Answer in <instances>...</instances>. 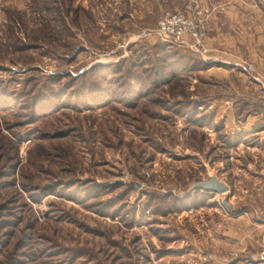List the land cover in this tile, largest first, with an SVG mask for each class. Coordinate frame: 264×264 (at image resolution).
Returning a JSON list of instances; mask_svg holds the SVG:
<instances>
[{
  "label": "rangeland",
  "instance_id": "374dc122",
  "mask_svg": "<svg viewBox=\"0 0 264 264\" xmlns=\"http://www.w3.org/2000/svg\"><path fill=\"white\" fill-rule=\"evenodd\" d=\"M187 2L0 0V264H221L264 248L211 245L227 210L222 195H244L231 212L246 225L264 224V178L254 174L264 163L248 166L253 153L245 147L259 132L241 122L226 132L215 102L233 96L243 121L264 115V100L240 91L247 84L251 96L261 91L256 68H235L237 92L225 79L211 90L207 67L172 71L176 48L195 51L149 31L162 13L188 10ZM145 67L169 81L135 82L132 92L118 75L101 79L106 71L145 80ZM86 70L104 97L72 98ZM208 112L211 121H199ZM210 174L229 190L191 189ZM257 191L262 196L243 201Z\"/></svg>",
  "mask_w": 264,
  "mask_h": 264
},
{
  "label": "crops",
  "instance_id": "0c3cea01",
  "mask_svg": "<svg viewBox=\"0 0 264 264\" xmlns=\"http://www.w3.org/2000/svg\"><path fill=\"white\" fill-rule=\"evenodd\" d=\"M205 2L216 6V9L212 11L208 20L207 35L204 41L207 47L206 57L211 62L207 66V69H205L206 75L214 76L216 79L214 82H209L211 90L219 88L217 80L225 79L229 86L237 92L238 89L233 84L231 75H234V72H236L235 68L240 69L239 67H242L246 70L244 67L245 63H250L257 70L254 82L260 86L261 91H256L257 93L251 96L253 91L251 92L252 86L249 84L243 87L244 91H240L246 96H249L247 92H250V97L253 99L256 96L264 100V3L260 0H203V3ZM234 100L233 96H231V98L219 99V101L215 102L217 106H221V109H217L216 115L223 118V124L225 123L227 126L225 130L229 134L239 131L240 127L245 130L254 131L256 134L259 132L257 135L259 141L245 144L246 151L253 153L252 158L247 159L248 166L250 164H256L257 166V162L259 161L260 163H264V115L254 111L247 113L243 121L237 119L234 113ZM239 122L242 123L240 127ZM251 123L253 124L251 125ZM248 124L251 126H246ZM225 147L231 151L240 148V145L228 144ZM239 158L235 157L236 160ZM259 168L257 166V170ZM260 170L254 171V174L259 173L264 178V166H261ZM262 194L259 191L255 194L250 192L243 198L245 199L243 201L257 199ZM220 197L223 198L224 195ZM227 197L230 207H227L226 212L222 213L221 223L223 225L219 229V239L212 236V234L210 235L211 245H219L223 249L249 248L248 250L264 246V224L260 225L256 223L257 226L244 224L245 220H242L243 216L241 214L231 212L232 210L235 211L236 205L242 204L241 201L235 202L238 200L237 198L240 200L242 197H236L235 192L230 195L227 194ZM249 205L251 206V203ZM252 221L253 219L250 221L251 224L255 223ZM220 263L264 264V261L251 260L248 257V252L244 251L238 257L225 258Z\"/></svg>",
  "mask_w": 264,
  "mask_h": 264
},
{
  "label": "built area",
  "instance_id": "2783aa9c",
  "mask_svg": "<svg viewBox=\"0 0 264 264\" xmlns=\"http://www.w3.org/2000/svg\"><path fill=\"white\" fill-rule=\"evenodd\" d=\"M264 3V0H260ZM185 11H166L159 16L156 26L151 33L156 38L168 40L193 51L203 54L207 47L204 44L208 19L214 10L212 5H202L198 0H188ZM246 70L252 73L255 68L250 63H246ZM253 261H264V248L250 251L249 256Z\"/></svg>",
  "mask_w": 264,
  "mask_h": 264
},
{
  "label": "trees",
  "instance_id": "16d2710c",
  "mask_svg": "<svg viewBox=\"0 0 264 264\" xmlns=\"http://www.w3.org/2000/svg\"><path fill=\"white\" fill-rule=\"evenodd\" d=\"M166 41L170 43V41H168V40H166ZM157 44L159 47L161 46V47L166 48V43H162V41H160ZM164 48H161V49H164ZM166 52H168V51L166 50ZM173 54L174 55L170 56V57L175 58L176 56H179L178 59L180 58V64H178V62H177L178 60H176V62L173 64L174 68H172V71L175 73L177 72L176 71L177 68L184 67L185 65H190L189 68L192 70L193 68H199V67L206 68L210 64V62H208V61L207 62L202 61L200 54H198L196 52H191V55H187V54H184V52L182 53L180 49L176 48V50H174ZM186 60L191 61V63L187 64L188 62ZM87 71L88 70H86L84 72V74H81V77L79 78L80 80L71 89V91L73 92L72 98H74L75 100L76 99H84L85 93L86 94L89 93V95L92 94V96H94V97L98 96V95H100L101 97L102 96L104 97L106 95L105 88H103L101 84L96 83V81L92 77H90L89 74H87ZM144 72L146 73L145 74L146 75L145 80H144V78L141 77V75H137V73H135V74L131 73L130 75H128V74L121 73V72L110 73V72L103 71L100 74L102 75L101 79L105 82L107 80H112V78H115L113 76L118 75V76H116V78L119 81V86L120 85L121 86L127 85L128 88H130V89L133 88V90L131 89L132 92L139 90L136 87V85L138 86V83L144 84L146 82L145 85L147 84V85H151V87H153V86L155 87L156 85H158L161 82L167 83L169 81L168 76L164 73L165 71H162V69L161 70L154 69V71H152L150 68L145 67ZM116 73H118V74H116ZM138 80H140V82ZM217 81L221 82L220 80H217ZM135 82H138V83L135 84ZM114 83H116V81H114ZM119 86L117 88L120 90ZM118 89H117V91L115 90V93L119 91ZM122 91H124V90H122ZM127 101L131 102L130 99ZM71 103L73 104V102H71ZM211 117H212L211 113L208 112V113H205V115H203L202 120H199V119L198 120L202 121L203 123H209L211 121L210 120Z\"/></svg>",
  "mask_w": 264,
  "mask_h": 264
},
{
  "label": "water",
  "instance_id": "95a60500",
  "mask_svg": "<svg viewBox=\"0 0 264 264\" xmlns=\"http://www.w3.org/2000/svg\"><path fill=\"white\" fill-rule=\"evenodd\" d=\"M208 179H202V180H196L192 185L191 189H201L203 191L207 192H218V193H224L226 189H228L227 182H224L220 180L216 175L210 174L208 176ZM138 186V184H136ZM222 203L225 205V207H230L228 202L226 201V198H222Z\"/></svg>",
  "mask_w": 264,
  "mask_h": 264
}]
</instances>
